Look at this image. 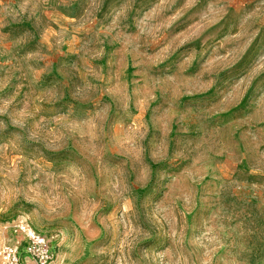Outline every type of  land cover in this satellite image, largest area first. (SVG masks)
Wrapping results in <instances>:
<instances>
[{
  "label": "rangeland",
  "instance_id": "obj_1",
  "mask_svg": "<svg viewBox=\"0 0 264 264\" xmlns=\"http://www.w3.org/2000/svg\"><path fill=\"white\" fill-rule=\"evenodd\" d=\"M22 222L50 264H264V0H0V264Z\"/></svg>",
  "mask_w": 264,
  "mask_h": 264
},
{
  "label": "built area",
  "instance_id": "obj_2",
  "mask_svg": "<svg viewBox=\"0 0 264 264\" xmlns=\"http://www.w3.org/2000/svg\"><path fill=\"white\" fill-rule=\"evenodd\" d=\"M18 232L23 237L26 250L31 258L28 262L23 261L18 248L8 246L3 251L6 264H50L52 259L50 237L26 222L18 226Z\"/></svg>",
  "mask_w": 264,
  "mask_h": 264
}]
</instances>
